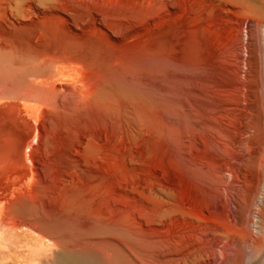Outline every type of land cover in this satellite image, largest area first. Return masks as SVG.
Here are the masks:
<instances>
[{"label": "rangeland", "instance_id": "374dc122", "mask_svg": "<svg viewBox=\"0 0 264 264\" xmlns=\"http://www.w3.org/2000/svg\"><path fill=\"white\" fill-rule=\"evenodd\" d=\"M77 1L0 8V110L40 124L30 190L3 198L0 230L58 236L46 264L67 247L264 264V0H164L154 20L150 0H106L108 25L135 20L91 42L71 34Z\"/></svg>", "mask_w": 264, "mask_h": 264}, {"label": "crops", "instance_id": "0c3cea01", "mask_svg": "<svg viewBox=\"0 0 264 264\" xmlns=\"http://www.w3.org/2000/svg\"><path fill=\"white\" fill-rule=\"evenodd\" d=\"M0 112L1 204L3 198L20 196L24 191L30 190V184L24 180L26 175H32V160L27 155V147L30 134L39 129L40 124L36 125L35 121L30 119V114L22 110L5 109ZM8 119L11 121L9 124ZM1 211L3 209L0 206V222H4V214H1ZM13 230L17 231L14 238H10L6 232L1 236L0 264H46L47 252L55 254L58 248V236L46 238L47 236L37 232ZM27 234L36 237V242L30 241V236L25 237ZM54 263L58 264V255Z\"/></svg>", "mask_w": 264, "mask_h": 264}, {"label": "bare ground", "instance_id": "6f19581e", "mask_svg": "<svg viewBox=\"0 0 264 264\" xmlns=\"http://www.w3.org/2000/svg\"><path fill=\"white\" fill-rule=\"evenodd\" d=\"M52 1L53 0H0V8H3L5 11L12 12V14H14V15L16 13L15 16L18 18V17H21V15H23V13H24V11L26 9H28V11H29L30 7L31 6H34V5H35L36 10H38L37 9V8H39L38 6H40L41 9H44V8L45 9H50V4L52 3ZM96 1H98L99 3L101 1V3L99 4ZM100 1L99 0H78L77 1L78 2L77 3V6H74V7H72V9L69 10V11H72V12H74L76 14L87 13V18L83 22L84 23V26H80V25L78 26L84 32L82 34H79L77 32V29H75V27L71 29V34L73 35L74 38H76L78 40L79 39L88 40L90 42L92 40L100 41L101 39H107V38H111V39L114 38V40L115 39L117 40L119 38L113 37L112 35L110 36V31L112 33V31L114 32V29L113 28L119 29V28L126 27V25H128L127 23H131L132 22V19H134L136 17L135 16L136 12H134V13L133 12L125 13V12H122V11H119V12L114 11L113 12V15H111V17L113 19L112 20V24H109L108 25V22L107 21H108L109 18L106 19L107 21L105 20V18L108 16V12H109L108 6L105 3L106 0H100ZM17 3L21 4L22 8L20 9L19 12L16 11V12L13 13V11H15L13 5L14 4H17ZM95 3H97L99 6L95 7V5H94ZM168 8L169 7L167 6V2L164 3V0H150L148 2V4H147V7L144 8V9H147V12L150 11V12H148V13H150V18L151 19L153 18L152 20H154L155 17H157L158 11H160V10L161 11L162 10H168ZM12 14L10 13V15H12ZM130 27H132V26H130ZM126 28H128V27H126ZM124 31H126V30H124ZM121 32L124 33L123 31H121ZM114 34H116V33H114ZM108 40L109 39H107V41ZM68 41L70 42V40H68ZM7 58H8V54L7 53H4V54H2L0 56V61L6 60ZM48 64H49L50 67H52V66L53 67L54 66L56 67V65H54V64H56L55 61H51ZM22 126H24V125H22ZM25 128H27V127H25ZM15 129H17V128H15ZM5 232L10 236V238H14L15 235H16V233H17V231H15V230H9V231L8 230L7 231L0 230V239H1V236L3 234H5ZM29 240L30 241H33L31 239V237H29ZM34 242H36V241H34ZM3 244H5V243H3ZM58 264H107V263L105 262V260L104 261H101L98 258L97 255H94V254L90 253L89 251L79 252V251H75L73 249H69L67 247L65 249V251H64L63 254H59L58 255Z\"/></svg>", "mask_w": 264, "mask_h": 264}]
</instances>
